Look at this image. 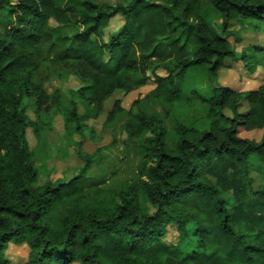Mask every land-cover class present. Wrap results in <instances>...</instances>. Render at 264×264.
Masks as SVG:
<instances>
[{"label":"trees","instance_id":"16d2710c","mask_svg":"<svg viewBox=\"0 0 264 264\" xmlns=\"http://www.w3.org/2000/svg\"><path fill=\"white\" fill-rule=\"evenodd\" d=\"M206 4L222 17L219 30ZM118 15L122 26L106 35ZM52 20L75 32L56 37ZM253 21L264 24V0H0V264L9 263L11 242L28 246V264H264V228L238 230L207 175L220 160L232 162L264 210V189L255 191L249 175L254 159L264 165V132L260 140L238 134L240 127L264 129V81L244 91L214 86L207 97L194 88L201 76H191L198 70L213 82L227 58L264 69V43L236 52L229 41H240L231 25ZM51 55L57 68L46 63ZM149 72L151 97L174 120L171 131L139 108L143 98L130 109L120 99L106 106L117 92L144 87ZM53 75L74 77L78 86L50 92ZM24 99L34 103L36 120ZM52 109L69 135L83 136L86 123L101 116L105 128L123 117L124 143L141 151L136 175L113 189L85 186L101 150L84 155L79 142L82 166L36 187L26 131L39 137V118ZM190 109L194 115L185 119ZM170 227L176 242L166 241Z\"/></svg>","mask_w":264,"mask_h":264},{"label":"rangeland","instance_id":"374dc122","mask_svg":"<svg viewBox=\"0 0 264 264\" xmlns=\"http://www.w3.org/2000/svg\"><path fill=\"white\" fill-rule=\"evenodd\" d=\"M99 1L107 2L112 6L129 2V0ZM204 8L207 11L210 23L219 30V24L223 21L222 17L207 4ZM123 22V18L119 15L113 18L106 29V35L118 30ZM51 25L55 28L56 37L71 36L75 32L72 26H64L54 20L51 21ZM230 29H234L236 35L240 38L239 42L235 40V36L229 38L236 52H240L248 46L264 43V24L261 22H247L241 26L234 24L231 25ZM70 50L72 53L77 51L71 43ZM46 63L50 68L59 66L53 55L48 58ZM225 63L227 64L226 67H223L219 71L217 79L210 83L205 81L204 74L196 70L195 74L193 73L191 76L200 75L203 82L198 83V85L195 83V87H193L208 97L212 95L214 86L221 85L230 87L231 90L244 91L257 89L264 81V69L262 67L247 69L241 61H234L230 58H227ZM156 72L161 76H166L170 70L158 69ZM149 75L150 79L144 87L127 94L117 92L106 106L110 107L115 99H120L122 106L125 109H130L134 100L143 98L139 108L148 115H157L162 118L167 130L171 131L174 127V120L165 117L164 106L157 99L151 97V91L154 90L156 83L154 75L151 72H149ZM77 86L78 80L76 78L61 79L55 75L46 84V88L50 92L58 88L68 91L69 89H76ZM23 104L28 109L27 113L30 120H36L37 117L33 111L34 103L24 99ZM169 110L173 116L179 114L176 108H170ZM244 110L246 109L243 107L242 111ZM182 115L185 119H191L194 110L190 109L188 112L184 110ZM104 120L105 117L101 116L97 121L87 122L83 136L79 133L69 135L64 116L61 113L55 109L42 113L39 118L40 136H36L31 129L26 131L28 142L34 152L33 165L39 173L35 186L44 184L48 179L68 178L72 175V173L70 174L72 169H79L83 164L76 151L79 142H81L82 154L84 155H94L98 149L101 150L100 161L91 166L89 172H87L85 186L99 184L104 188L113 189L120 186L123 181L133 178L140 165L141 151L135 145L124 143L126 133L123 130V117L115 128H105ZM263 132L264 129L246 130L242 127L238 128L240 137L253 140H260ZM174 140V137L170 136L169 144L173 146L175 144ZM207 175L221 189L230 207L233 224L238 230L254 231L259 227L264 228V210L256 206L249 189L247 177L241 174L232 162L226 159L220 160L212 170L207 171ZM249 175L253 189L255 191L263 190L264 165L260 160H253ZM176 238L175 228L170 227L166 241L176 242ZM5 255L9 261L8 264H28L29 248L27 245H16L11 242L5 251Z\"/></svg>","mask_w":264,"mask_h":264},{"label":"crops","instance_id":"0c3cea01","mask_svg":"<svg viewBox=\"0 0 264 264\" xmlns=\"http://www.w3.org/2000/svg\"><path fill=\"white\" fill-rule=\"evenodd\" d=\"M175 141V140H174ZM170 146H172L171 144H169ZM175 145V144H174ZM174 145L172 147H174ZM25 245V244H24Z\"/></svg>","mask_w":264,"mask_h":264}]
</instances>
